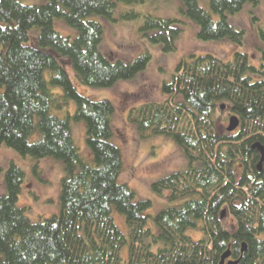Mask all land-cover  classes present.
I'll return each instance as SVG.
<instances>
[{
  "label": "trees",
  "instance_id": "1",
  "mask_svg": "<svg viewBox=\"0 0 264 264\" xmlns=\"http://www.w3.org/2000/svg\"><path fill=\"white\" fill-rule=\"evenodd\" d=\"M143 1L41 0L26 5L0 0V147L62 160L65 172L59 214L33 223L17 206L24 173L9 165L6 193L0 195V264H124L119 249L126 243L125 264H219L227 251L225 263L264 264V162L259 172V154L252 147L264 145V50L258 66L252 65L239 50L244 30L229 20L246 3L259 0H209L215 17L197 0H181V13L198 24L197 38L231 42L232 60L210 52L182 56L171 79L162 83L166 98L127 112L142 137H170L186 159L185 167L152 184L178 202L153 216L157 233L147 227L150 201H134L133 189L120 179L122 153L111 141L113 104L79 94L66 70L81 84L98 88L144 70L150 59L146 50L132 59L99 50L103 27L94 18L134 19L139 13L133 10L115 18L118 3ZM56 19L75 31L73 38L55 29ZM184 25L180 18L145 14L139 31L171 52ZM32 28L38 29L36 36ZM260 37L264 41L263 31ZM69 100L75 103L73 116L54 114ZM222 106L238 117L232 132L220 124ZM70 118L85 123L91 161L73 141ZM114 214L124 217L127 236L116 226ZM226 216L233 225H224ZM197 223L202 235L194 241L185 231ZM154 244H159L156 250Z\"/></svg>",
  "mask_w": 264,
  "mask_h": 264
},
{
  "label": "rangeland",
  "instance_id": "2",
  "mask_svg": "<svg viewBox=\"0 0 264 264\" xmlns=\"http://www.w3.org/2000/svg\"><path fill=\"white\" fill-rule=\"evenodd\" d=\"M23 4H39L41 0H19ZM198 4L211 13L209 0H197ZM181 0H144L140 3L123 4L118 3L114 16L130 10L139 13L134 19H121L116 21L94 17L102 24L103 33L99 45L102 53L114 52L118 58H134L141 50L150 54V59L144 70L133 78L119 80L109 88L90 87L81 84L74 76L71 69H66L68 74L72 73L70 80L77 92L92 100H109L114 107L111 117V126L114 133L112 142L116 144L122 153L123 167L121 181L127 183L134 191V201L148 200L150 208L145 212L149 215L147 227L154 233L158 229L153 216L157 212L170 208L178 202L169 200L168 191H155L152 184L162 177L186 166V159L182 150L172 138L162 135H150L142 137L137 129L127 119V112L134 106H139L147 101H161L166 97L163 95L162 83L169 81L178 61L187 58L189 54L197 55L213 53L224 61L232 60L233 44L226 39L202 41L197 38L198 24L181 13ZM151 14L159 18H180L185 21L183 30L175 40L176 50L164 52L160 44L149 42L139 31L143 23V16ZM231 23L244 30L242 45L239 50L249 55V60L254 66H258L261 60L260 49L264 47V41L260 32H264V0H259L256 5L246 3L243 8L229 16ZM55 29L63 36L73 38L75 31L68 27L62 19H56ZM37 28L30 30L31 35L36 36ZM45 79L50 80V72H44ZM54 93H61V88L51 86ZM54 114L63 117L65 113L73 116L75 103L69 100L62 110H54ZM231 114L226 110L218 113L221 126L225 130ZM70 127L73 141L80 155L91 161L89 147L86 143V130L83 120L70 118ZM10 164L18 166L24 173L18 195L17 206L24 209V215L33 223L42 218L59 214V194L61 180L64 176V164L62 160L54 158L36 159L33 156H22L16 151L4 145L0 147V195L6 193L5 174ZM34 166L37 170L34 171ZM232 217H224V225H233ZM116 226L126 236L128 227L124 217L120 214L113 215ZM197 227L188 228L185 234L192 240L200 239L202 233ZM159 244H154L152 250H156ZM119 256L125 264L128 261V244L119 249Z\"/></svg>",
  "mask_w": 264,
  "mask_h": 264
},
{
  "label": "water",
  "instance_id": "3",
  "mask_svg": "<svg viewBox=\"0 0 264 264\" xmlns=\"http://www.w3.org/2000/svg\"><path fill=\"white\" fill-rule=\"evenodd\" d=\"M221 109H223V106L221 107ZM238 125H239L238 117L236 115H231L228 119V125L225 130L227 132H232L237 129ZM252 147L255 148L259 154L257 170L260 172L262 169V163L264 162V145H261L260 143H254ZM223 215H224V211H222L221 213V218L223 217ZM244 250H245V246L242 247V251ZM228 257H229V252L227 251L221 256V260L219 264H236L237 263V261L235 260H231L225 263V260Z\"/></svg>",
  "mask_w": 264,
  "mask_h": 264
}]
</instances>
